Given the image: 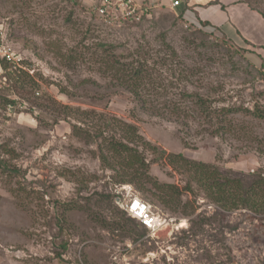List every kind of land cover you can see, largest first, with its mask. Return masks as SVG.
I'll use <instances>...</instances> for the list:
<instances>
[{"label":"rangeland","instance_id":"374dc122","mask_svg":"<svg viewBox=\"0 0 264 264\" xmlns=\"http://www.w3.org/2000/svg\"><path fill=\"white\" fill-rule=\"evenodd\" d=\"M93 3L0 0V29L33 76H14L0 89V160L6 162L0 166V264H264V212L221 208L186 168L170 166L161 155L164 149L180 152L240 177L264 172V118L254 114L259 108L264 115V49L186 25L177 9L166 6L138 24L109 26ZM163 40L196 70L182 65L187 70L181 74L177 62L161 68L150 51L149 64L177 78L153 112L111 82L95 56L105 43L124 61L139 46L149 57L148 47L156 52ZM73 48L83 60L69 66L62 55ZM183 92L199 94L209 109L202 112L197 98ZM170 97L180 99L183 110L164 111ZM222 106L249 109L227 116L226 134L215 114ZM79 107L135 123L157 147L142 146L152 180L183 188L179 200L163 204L154 196L160 190L145 180L148 191L116 182L97 141L85 132L75 135L62 118L98 128L99 115ZM187 183L192 191L184 189ZM130 196L150 204L168 228L155 235L144 231L122 208Z\"/></svg>","mask_w":264,"mask_h":264},{"label":"trees","instance_id":"16d2710c","mask_svg":"<svg viewBox=\"0 0 264 264\" xmlns=\"http://www.w3.org/2000/svg\"><path fill=\"white\" fill-rule=\"evenodd\" d=\"M196 32L207 35L201 30H197ZM211 33L213 32H209V34ZM98 46V48L102 49V54L100 56H95L96 52H93V56L96 57L95 63L100 64V68L102 67L107 74L106 77L109 78L111 82L126 88L132 93L133 97H136L142 102L144 108L151 109L153 112H157L153 110V107L159 104L160 97L168 94L167 91L174 85V80H177L176 77L173 79L164 77V73L160 71L162 67L173 65L177 62L175 66H178L181 74H184L187 69H191L192 71L194 69L196 70L195 67L185 64L179 58L178 52L164 40L160 47L161 49L156 50V52L154 51L155 49L152 51V48L148 47L150 50L146 52L149 57L142 55V46H139L134 52L129 53L130 59L128 61L122 60L119 55L114 52L112 45L100 43ZM150 51L156 56V65L161 68L157 66L152 67L149 64L148 60L152 56ZM81 55V51H76V49L73 48L68 53L62 55L65 57L62 59H64L65 61H63L69 64V66H73L78 60H83ZM167 55L171 58L170 60ZM182 65L187 69L182 70ZM173 69L174 68L171 67V70ZM192 71L191 73H194V71ZM19 75L33 77L27 72H23ZM183 77L187 78V76ZM61 91L62 93L68 94L66 89L64 90L62 88ZM181 95L183 97H196L197 104L199 108L202 109V112H206L207 109H209L205 107V100L203 97L199 96V94L183 92ZM10 102L12 104L15 103L14 100H10ZM182 106L183 103L180 99L176 100L170 97L164 102L163 110L169 111L171 107L174 111L183 110ZM65 108L71 107L67 105ZM79 108L83 111V108ZM242 110L244 112L249 111V109L242 107L237 109L226 106L216 108L215 114L216 112L218 113L220 121L223 123L219 126V129H222L225 134L230 132V122L228 123L229 129L226 128V123L229 121L227 116ZM158 111H161V109ZM174 111L172 112L174 113ZM83 112H86V114L92 113L94 115H99L98 119H100L101 124L105 122L104 125L101 126L100 124L98 128L93 127L94 129L86 127L83 129L81 127L82 125L69 119L68 116H63L62 118L64 120H70L75 135L79 136L81 133L85 132L89 139L91 138V140L97 141V148L102 164L105 169L108 168L116 172V182L136 184L140 189L148 191V189L144 187L143 180H145L147 183L152 184L153 187L160 190L159 194L153 193V195L155 194L154 196L156 199L163 204L168 205L170 202L179 200L183 188L174 184L159 183L157 180H152L149 174L150 163L147 161L143 148L145 145H150L153 148L157 147L151 145L149 141L144 139L139 131V127L135 123L128 122L107 111L99 112L95 109H86V111ZM254 114L257 117L264 118L259 108L254 110ZM161 155L164 157L166 156L170 166L177 167V165H179L182 168H186L191 174V181L203 190L207 198L221 208L226 210L250 208L255 212H264V172H254L251 176L243 175L240 177L232 175L229 172H223L217 164L190 159L180 152H167L164 149L161 151ZM5 163L6 162L3 160H0V166H3L2 164ZM4 167L7 168L8 166L5 165ZM184 189L192 191L193 188L191 183H187ZM135 221L138 222L137 220ZM143 230L148 231L145 227H143ZM62 247L66 249V243H63Z\"/></svg>","mask_w":264,"mask_h":264},{"label":"crops","instance_id":"0c3cea01","mask_svg":"<svg viewBox=\"0 0 264 264\" xmlns=\"http://www.w3.org/2000/svg\"><path fill=\"white\" fill-rule=\"evenodd\" d=\"M151 3L153 9L166 6L177 9L181 19L189 26L201 27L233 40L243 39L251 47L264 49V0H136ZM254 2H260L258 7ZM153 11V10H152Z\"/></svg>","mask_w":264,"mask_h":264},{"label":"built area","instance_id":"2783aa9c","mask_svg":"<svg viewBox=\"0 0 264 264\" xmlns=\"http://www.w3.org/2000/svg\"><path fill=\"white\" fill-rule=\"evenodd\" d=\"M180 4V0H173V7ZM92 6L95 14L100 17V21L109 26L138 23L142 18L149 16L153 10L151 3H139L136 0H94ZM6 38L1 28L0 89L8 87L13 82L14 76L31 72L25 59L18 56L13 45ZM122 208L151 234L165 231L169 226L164 216L154 212L152 206L138 196H130Z\"/></svg>","mask_w":264,"mask_h":264},{"label":"bare ground","instance_id":"6f19581e","mask_svg":"<svg viewBox=\"0 0 264 264\" xmlns=\"http://www.w3.org/2000/svg\"><path fill=\"white\" fill-rule=\"evenodd\" d=\"M182 225V224H181ZM182 228V227H181Z\"/></svg>","mask_w":264,"mask_h":264}]
</instances>
